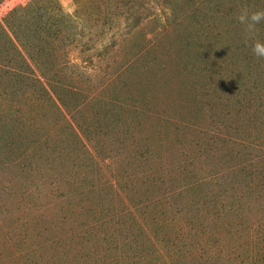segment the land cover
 <instances>
[{
	"label": "rangeland",
	"instance_id": "rangeland-1",
	"mask_svg": "<svg viewBox=\"0 0 264 264\" xmlns=\"http://www.w3.org/2000/svg\"><path fill=\"white\" fill-rule=\"evenodd\" d=\"M243 7L0 0V264H264Z\"/></svg>",
	"mask_w": 264,
	"mask_h": 264
},
{
	"label": "clouds",
	"instance_id": "clouds-1",
	"mask_svg": "<svg viewBox=\"0 0 264 264\" xmlns=\"http://www.w3.org/2000/svg\"><path fill=\"white\" fill-rule=\"evenodd\" d=\"M235 19L243 28L245 43L249 44L251 41L249 46L252 55L257 59H264V41L255 38L258 33L257 26L264 21V10L250 11L243 7Z\"/></svg>",
	"mask_w": 264,
	"mask_h": 264
},
{
	"label": "crops",
	"instance_id": "crops-1",
	"mask_svg": "<svg viewBox=\"0 0 264 264\" xmlns=\"http://www.w3.org/2000/svg\"><path fill=\"white\" fill-rule=\"evenodd\" d=\"M5 34H6V32H5ZM7 35H8V34H7ZM9 37L12 38L10 34H9V36H8V39H10ZM11 43H12V42H11ZM16 49H17V48H16ZM17 51L19 52V49H17ZM23 58L25 59V57H23ZM25 61H28V60L25 59Z\"/></svg>",
	"mask_w": 264,
	"mask_h": 264
},
{
	"label": "trees",
	"instance_id": "trees-1",
	"mask_svg": "<svg viewBox=\"0 0 264 264\" xmlns=\"http://www.w3.org/2000/svg\"><path fill=\"white\" fill-rule=\"evenodd\" d=\"M7 34V33H6ZM9 36V35H8ZM10 38V37H9ZM13 38H10L9 40L13 43V40H12Z\"/></svg>",
	"mask_w": 264,
	"mask_h": 264
}]
</instances>
